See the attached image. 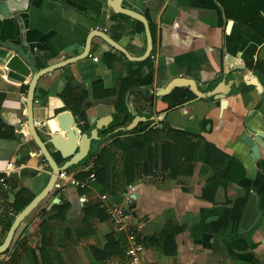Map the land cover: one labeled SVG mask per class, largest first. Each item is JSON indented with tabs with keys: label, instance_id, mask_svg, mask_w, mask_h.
<instances>
[{
	"label": "crops",
	"instance_id": "0c3cea01",
	"mask_svg": "<svg viewBox=\"0 0 264 264\" xmlns=\"http://www.w3.org/2000/svg\"><path fill=\"white\" fill-rule=\"evenodd\" d=\"M109 3L0 0V40L23 45L40 69L76 60L37 83L34 120L42 136L58 114L71 112L82 134L95 130L99 138L66 171L84 182L105 168L86 188L53 190L21 223L0 264L12 257L14 264H130L100 206L103 195L107 204L123 203L130 184L132 225L150 264H264V141L254 148L244 142L264 134V0H125L151 29L154 49L145 61L92 37L99 29L131 57L145 53L144 24ZM88 39L90 55L77 60ZM178 76L195 80L206 97L174 104L172 90L152 105L132 91L149 98ZM31 77L19 82L0 72V173L36 196L51 170L27 130L23 87ZM220 85L231 89L226 103L212 94ZM13 200L11 192L0 199V236L1 203Z\"/></svg>",
	"mask_w": 264,
	"mask_h": 264
},
{
	"label": "water",
	"instance_id": "95a60500",
	"mask_svg": "<svg viewBox=\"0 0 264 264\" xmlns=\"http://www.w3.org/2000/svg\"><path fill=\"white\" fill-rule=\"evenodd\" d=\"M125 0H110V7L115 13L127 15L133 19H136L144 24L147 46L145 53L139 58H133L130 54L117 42H115L109 33H105L97 29L98 34L92 35V37H99L104 40L108 45H110L115 50L124 54L128 59L134 61H145L149 57L154 49V43L152 38L151 29L147 19L144 15L136 13L129 9L123 7V2ZM23 38V37H22ZM91 51V39L86 42L85 50L77 60L87 58ZM74 61H64L43 69H40L38 62L31 52H27L23 45L15 44L11 41L0 40V72L7 73V77L13 80L24 82L27 77L32 76L28 83V90L26 96L27 105V130L30 138L35 142L39 148V154L43 156L44 160L47 162L51 172L48 182L44 189L39 192L33 200L18 214H16L15 219L8 230L3 242L0 244V255L6 253V251L11 246L14 235L20 224L25 220L31 212L37 208V206L47 198V196L54 190L55 183L57 181L58 175L62 170H68L71 166L77 165L79 162L84 160L90 151L91 141L93 139L97 140L99 135L97 131L93 130L91 136L87 134H82L80 129V123L77 122V118L71 112H62L57 115L56 119L50 121L49 134L44 138L35 123L34 120V103H35V91L39 79L54 70L64 68L65 66L74 63ZM238 69H244L238 66ZM224 86H228L223 83ZM189 88L192 93L198 98H205L206 94L199 90L198 83L190 78H185L178 76L171 80L167 86L158 90L156 93L152 94L149 98H146V92L144 89L137 88L132 91H138L142 93L144 100L154 104V99L156 97H164L169 95L172 90L177 88ZM217 87L213 91V96L216 99L223 101V103L228 100H224L229 94L230 90ZM131 92L128 94V98ZM137 123V119L130 124V127H134ZM103 128V127H102ZM104 129V128H103ZM123 130V128H121ZM264 141V134L259 133L256 137L246 136L244 139L245 144L254 148V145H260L263 147L262 142ZM50 146H53L55 151L61 156L62 160L65 161L63 164L59 163L53 156ZM18 184V180L12 179L10 182V187L15 188ZM251 211L248 209L246 211V217L250 216ZM258 215V211L253 210L252 218Z\"/></svg>",
	"mask_w": 264,
	"mask_h": 264
},
{
	"label": "built area",
	"instance_id": "2783aa9c",
	"mask_svg": "<svg viewBox=\"0 0 264 264\" xmlns=\"http://www.w3.org/2000/svg\"><path fill=\"white\" fill-rule=\"evenodd\" d=\"M155 56L152 55V58ZM95 61L97 57H93ZM10 168H14L13 162L9 164ZM153 177V174L150 175ZM96 180L95 173H92L90 177L84 182L76 180L66 170L60 171L54 189L60 190L65 188L66 183L78 188H86ZM7 188V185H4ZM136 185L130 184L123 192V203L107 204V195L100 197V206L106 209L109 220L111 221L115 233L124 242L125 256L130 264H150L145 261L143 254L145 251V245L139 239L137 232L132 225L133 210L135 204ZM82 203L87 202L85 197L80 198Z\"/></svg>",
	"mask_w": 264,
	"mask_h": 264
},
{
	"label": "trees",
	"instance_id": "16d2710c",
	"mask_svg": "<svg viewBox=\"0 0 264 264\" xmlns=\"http://www.w3.org/2000/svg\"><path fill=\"white\" fill-rule=\"evenodd\" d=\"M27 90H28V86H24L23 91L26 92ZM193 96H194V94L192 93V91L189 88L185 87V88L174 89L173 92L171 93V96H169V97L174 99V104H179V103H184V102L190 100ZM81 117H82V119H85L84 113H82ZM107 153H108V150H104L103 154L99 158L98 163H100L102 165L104 157L106 156ZM127 163H128V160H127ZM92 171L95 172V176H97V179H98L101 176H103V174L105 172V168L103 167V168L99 169L98 167H95ZM12 178H13V175H11V174L9 175L6 173H0V198L1 197H2L1 199L8 198L9 192H11L14 195L13 202L3 201L1 203L2 207H4V209H5L4 211H6V212H4V214L6 216H3L5 218H3L4 226H3L2 234H1V236L3 235V238H2L3 240H4L8 230L10 229V227H11V225L15 219L16 214H18V212H20L22 209H24L35 197L29 188L23 187V188H13L12 189L10 187V182H11ZM4 185H7V188H5ZM54 190H56V189H54ZM19 228H20V226L16 230L15 235H16L17 231L19 230ZM114 236H116L120 242L122 241L120 239V237L115 233V231H114ZM12 244H13V241L11 243V246H12ZM11 246L6 251V253H8L10 251ZM123 246H124V243H123ZM124 249H125V246H124ZM4 264H14V257H12L11 260H9L8 262H6Z\"/></svg>",
	"mask_w": 264,
	"mask_h": 264
},
{
	"label": "rangeland",
	"instance_id": "374dc122",
	"mask_svg": "<svg viewBox=\"0 0 264 264\" xmlns=\"http://www.w3.org/2000/svg\"><path fill=\"white\" fill-rule=\"evenodd\" d=\"M1 198H2V197H1ZM1 198H0V199H1ZM2 238H3V235H2V236H0V242L3 240Z\"/></svg>",
	"mask_w": 264,
	"mask_h": 264
}]
</instances>
